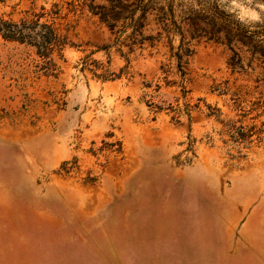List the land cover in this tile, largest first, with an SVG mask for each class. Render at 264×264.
I'll return each mask as SVG.
<instances>
[{
	"label": "rangeland",
	"instance_id": "374dc122",
	"mask_svg": "<svg viewBox=\"0 0 264 264\" xmlns=\"http://www.w3.org/2000/svg\"><path fill=\"white\" fill-rule=\"evenodd\" d=\"M211 1L264 23V0ZM103 4L0 0L69 42L47 71L0 37V264H264V69L205 41L181 70L165 43L129 52Z\"/></svg>",
	"mask_w": 264,
	"mask_h": 264
},
{
	"label": "trees",
	"instance_id": "16d2710c",
	"mask_svg": "<svg viewBox=\"0 0 264 264\" xmlns=\"http://www.w3.org/2000/svg\"><path fill=\"white\" fill-rule=\"evenodd\" d=\"M176 1L105 0V4L89 6L88 10L105 24L112 36L122 35L124 30L129 31L122 43L129 52L136 48L155 49L165 43L177 61L178 70H181L182 59L193 53L191 43L200 41L225 46L233 54L228 63L231 67L240 65L242 52L248 54L249 63L255 61L264 69V23L246 26L219 11L211 0H192L201 7L197 10L179 9L176 15V7L181 8L182 5V2L176 5ZM43 16L34 15L30 20L19 23L0 19V37L5 41L33 46L44 69L50 71L54 67L51 56L54 53L60 55L69 42L65 36L58 35L53 23L40 22ZM175 38H178V46L172 53ZM209 114L213 115L212 112ZM229 133L234 139L247 136L243 127L235 125L229 126Z\"/></svg>",
	"mask_w": 264,
	"mask_h": 264
}]
</instances>
